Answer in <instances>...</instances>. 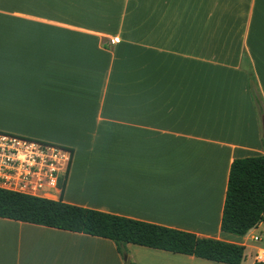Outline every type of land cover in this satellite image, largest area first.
Masks as SVG:
<instances>
[{
	"label": "crops",
	"instance_id": "crops-1",
	"mask_svg": "<svg viewBox=\"0 0 264 264\" xmlns=\"http://www.w3.org/2000/svg\"><path fill=\"white\" fill-rule=\"evenodd\" d=\"M248 64L264 103V0H0V132L70 151L63 203L240 245L253 264L264 222L220 229L232 162L264 155ZM0 264L123 261L109 240L0 218Z\"/></svg>",
	"mask_w": 264,
	"mask_h": 264
},
{
	"label": "trees",
	"instance_id": "trees-1",
	"mask_svg": "<svg viewBox=\"0 0 264 264\" xmlns=\"http://www.w3.org/2000/svg\"><path fill=\"white\" fill-rule=\"evenodd\" d=\"M245 57L243 56V63ZM247 86L258 116L264 103L250 65ZM0 218L113 242L123 264H134L126 246L136 245L222 264H241L244 247L194 234L85 209L61 200L50 201L0 190ZM264 222V155L235 159L229 170L220 229L242 237ZM253 264H264L254 262Z\"/></svg>",
	"mask_w": 264,
	"mask_h": 264
},
{
	"label": "built area",
	"instance_id": "built-area-1",
	"mask_svg": "<svg viewBox=\"0 0 264 264\" xmlns=\"http://www.w3.org/2000/svg\"><path fill=\"white\" fill-rule=\"evenodd\" d=\"M70 159L64 147L0 132V190L58 201ZM254 261L264 262L263 248Z\"/></svg>",
	"mask_w": 264,
	"mask_h": 264
},
{
	"label": "water",
	"instance_id": "water-1",
	"mask_svg": "<svg viewBox=\"0 0 264 264\" xmlns=\"http://www.w3.org/2000/svg\"><path fill=\"white\" fill-rule=\"evenodd\" d=\"M262 137L264 138V117L261 118Z\"/></svg>",
	"mask_w": 264,
	"mask_h": 264
},
{
	"label": "rangeland",
	"instance_id": "rangeland-1",
	"mask_svg": "<svg viewBox=\"0 0 264 264\" xmlns=\"http://www.w3.org/2000/svg\"><path fill=\"white\" fill-rule=\"evenodd\" d=\"M261 244L264 246V239H263V242Z\"/></svg>",
	"mask_w": 264,
	"mask_h": 264
}]
</instances>
